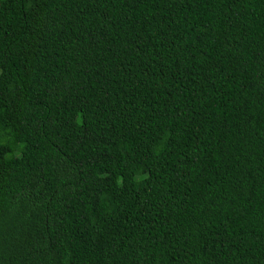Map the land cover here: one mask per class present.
<instances>
[{
	"label": "trees",
	"instance_id": "obj_1",
	"mask_svg": "<svg viewBox=\"0 0 264 264\" xmlns=\"http://www.w3.org/2000/svg\"><path fill=\"white\" fill-rule=\"evenodd\" d=\"M0 264H264V0H0Z\"/></svg>",
	"mask_w": 264,
	"mask_h": 264
},
{
	"label": "rangeland",
	"instance_id": "obj_2",
	"mask_svg": "<svg viewBox=\"0 0 264 264\" xmlns=\"http://www.w3.org/2000/svg\"><path fill=\"white\" fill-rule=\"evenodd\" d=\"M9 141H10V144H13V143L15 142L13 136H10V137H9Z\"/></svg>",
	"mask_w": 264,
	"mask_h": 264
}]
</instances>
